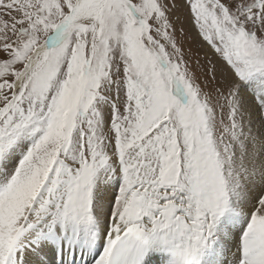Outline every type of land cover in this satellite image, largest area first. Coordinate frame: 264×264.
Masks as SVG:
<instances>
[{"label": "snow or ice", "instance_id": "snow-or-ice-1", "mask_svg": "<svg viewBox=\"0 0 264 264\" xmlns=\"http://www.w3.org/2000/svg\"><path fill=\"white\" fill-rule=\"evenodd\" d=\"M0 264H264V0H0Z\"/></svg>", "mask_w": 264, "mask_h": 264}]
</instances>
